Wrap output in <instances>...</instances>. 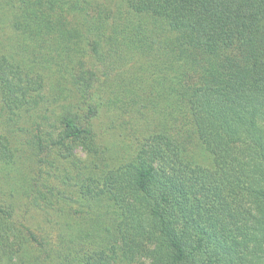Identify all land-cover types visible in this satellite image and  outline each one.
Returning a JSON list of instances; mask_svg holds the SVG:
<instances>
[{
  "label": "trees",
  "instance_id": "16d2710c",
  "mask_svg": "<svg viewBox=\"0 0 264 264\" xmlns=\"http://www.w3.org/2000/svg\"><path fill=\"white\" fill-rule=\"evenodd\" d=\"M0 264H264V0H0Z\"/></svg>",
  "mask_w": 264,
  "mask_h": 264
}]
</instances>
